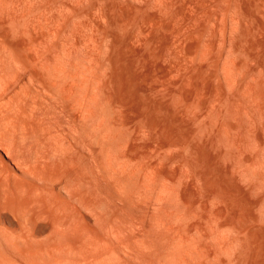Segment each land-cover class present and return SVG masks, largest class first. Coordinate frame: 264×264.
Listing matches in <instances>:
<instances>
[{
  "label": "bare ground",
  "instance_id": "1",
  "mask_svg": "<svg viewBox=\"0 0 264 264\" xmlns=\"http://www.w3.org/2000/svg\"><path fill=\"white\" fill-rule=\"evenodd\" d=\"M0 264H264V0H0Z\"/></svg>",
  "mask_w": 264,
  "mask_h": 264
}]
</instances>
